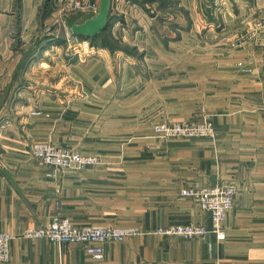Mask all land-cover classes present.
Here are the masks:
<instances>
[{
    "label": "crops",
    "instance_id": "crops-1",
    "mask_svg": "<svg viewBox=\"0 0 264 264\" xmlns=\"http://www.w3.org/2000/svg\"><path fill=\"white\" fill-rule=\"evenodd\" d=\"M22 1L23 36L44 0ZM62 2L53 0L50 15L61 14ZM13 6L14 0H0V94L5 96L0 103V231L12 236L10 259L0 264H264V71L250 70L253 57L245 52L239 68L225 71L222 109L209 103L216 88L203 90L206 83L181 88L182 94L196 90L201 104L196 117L214 121L215 138L157 139L152 137L156 113L151 116L144 98L157 67L146 63L149 74L146 60L137 63L123 50L112 55L99 48L95 56L70 64L64 89L42 87L40 50L30 56L23 51L32 37L15 44ZM136 80L143 83L134 86ZM40 139L95 153L100 162L80 170L43 165L31 151ZM224 180L236 184L224 238L213 231L192 238L154 232L175 223L211 229L209 213L179 191ZM54 217H69L78 225L133 227L138 233L105 242L101 253L23 236L27 228L48 225Z\"/></svg>",
    "mask_w": 264,
    "mask_h": 264
},
{
    "label": "rangeland",
    "instance_id": "rangeland-1",
    "mask_svg": "<svg viewBox=\"0 0 264 264\" xmlns=\"http://www.w3.org/2000/svg\"><path fill=\"white\" fill-rule=\"evenodd\" d=\"M92 1L100 3V0ZM66 2L67 0H63L62 4ZM49 3L50 0H44L23 36V1L14 0L11 9L15 20V44L21 46L24 44L21 43L23 37L26 41L32 37L29 44L23 48L24 54L30 56L34 51L40 50V86L64 89L69 83L70 64L77 59L84 60L95 56L99 48H108L112 55H118V50H123L136 57L137 63L139 60H146L144 70L147 73L152 70L146 63L157 67L153 68L156 71V79L148 86L152 90L144 97L149 99L146 107L152 109L151 116L156 113V120L152 117L156 121L153 122L152 137L157 139L215 138L217 135V128L212 119L208 116L196 117V108L201 106L196 102V90L182 94L183 85L191 87L192 84L206 83L203 90L216 88L213 91L216 96L211 97L209 103L213 106L217 102L216 108L222 109L225 107L223 89L229 80L224 76L225 71L239 68L240 59L244 57L245 52L253 57L255 62L248 64L251 66L250 70L254 71L259 67V70L264 71V0H112L114 13L111 14V22L97 36H74L70 28L79 14L86 16L94 12L73 11L65 7L61 10L62 15H50L52 10L47 7L53 5V0ZM140 42L149 47L142 48ZM231 63L236 67L232 68ZM60 74L62 80L59 85L57 81L54 86ZM160 75L163 76L162 79ZM142 83V80H136L133 85L139 87ZM54 97L52 94L51 98ZM1 102H5V96L2 94ZM164 105H167L166 112L170 117L163 113ZM206 121L213 125L212 135L162 136L156 129L161 124ZM37 143L80 151L97 158L93 164L79 169L56 167L40 160L43 165L56 169L80 170L100 162L99 155L95 153L48 139L33 143L32 153ZM231 182L235 184L233 180ZM61 218L70 220L69 217Z\"/></svg>",
    "mask_w": 264,
    "mask_h": 264
},
{
    "label": "built area",
    "instance_id": "built-area-1",
    "mask_svg": "<svg viewBox=\"0 0 264 264\" xmlns=\"http://www.w3.org/2000/svg\"><path fill=\"white\" fill-rule=\"evenodd\" d=\"M64 7L73 11L97 12L99 1L92 0H67ZM157 131L162 136H196L213 134L211 122L161 124ZM34 156L45 164L61 168L79 169L97 161L96 156L85 155L80 151L67 148L37 143L33 147ZM236 186L231 181H224L215 185L202 187H182L180 195L187 196L198 202L199 206L210 213L212 227L209 229L200 223L181 224L175 223L155 229V233L180 237H204L210 231L217 233L222 239L225 237L223 222L231 209ZM138 233L133 227H97L77 226L68 218L54 217L48 225L29 227L23 233L28 238H46L57 243H77L82 245L89 253H101L103 244L110 240L123 241ZM11 234L0 231V262L10 259Z\"/></svg>",
    "mask_w": 264,
    "mask_h": 264
},
{
    "label": "water",
    "instance_id": "water-1",
    "mask_svg": "<svg viewBox=\"0 0 264 264\" xmlns=\"http://www.w3.org/2000/svg\"><path fill=\"white\" fill-rule=\"evenodd\" d=\"M112 0H100L98 11L86 15L73 22L70 26L74 36H95L109 25Z\"/></svg>",
    "mask_w": 264,
    "mask_h": 264
},
{
    "label": "trees",
    "instance_id": "trees-1",
    "mask_svg": "<svg viewBox=\"0 0 264 264\" xmlns=\"http://www.w3.org/2000/svg\"><path fill=\"white\" fill-rule=\"evenodd\" d=\"M111 12H112V9H111ZM86 15H88V14H86ZM112 18V17H111ZM111 18H110V20H109V23L111 22ZM104 31V30H103ZM99 34H101V33H99ZM99 34H97V35H99ZM97 35H95V36H97Z\"/></svg>",
    "mask_w": 264,
    "mask_h": 264
}]
</instances>
